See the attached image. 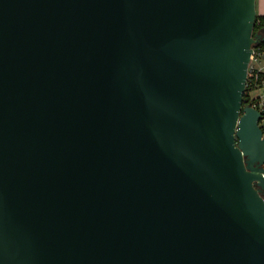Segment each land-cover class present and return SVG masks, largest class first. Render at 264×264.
Returning <instances> with one entry per match:
<instances>
[{"label": "water", "instance_id": "95a60500", "mask_svg": "<svg viewBox=\"0 0 264 264\" xmlns=\"http://www.w3.org/2000/svg\"><path fill=\"white\" fill-rule=\"evenodd\" d=\"M256 0H0V264H264Z\"/></svg>", "mask_w": 264, "mask_h": 264}, {"label": "built area", "instance_id": "2783aa9c", "mask_svg": "<svg viewBox=\"0 0 264 264\" xmlns=\"http://www.w3.org/2000/svg\"><path fill=\"white\" fill-rule=\"evenodd\" d=\"M264 73V46L261 43H256L253 46V54L248 69V80L251 76V81L257 82L259 76ZM248 85V81H247ZM262 87H264V82ZM260 110H264V97L258 98Z\"/></svg>", "mask_w": 264, "mask_h": 264}, {"label": "trees", "instance_id": "16d2710c", "mask_svg": "<svg viewBox=\"0 0 264 264\" xmlns=\"http://www.w3.org/2000/svg\"><path fill=\"white\" fill-rule=\"evenodd\" d=\"M263 31H264V15H257L255 28H254V35L260 34ZM261 46H264V42L261 43ZM263 82H264V73L259 76L257 82L251 81V76L249 77L248 85L245 93V104H252L253 106H255L260 110L258 104V98H252L250 96V91L251 89L262 87ZM260 111L263 114V120H264V110H260Z\"/></svg>", "mask_w": 264, "mask_h": 264}, {"label": "crops", "instance_id": "0c3cea01", "mask_svg": "<svg viewBox=\"0 0 264 264\" xmlns=\"http://www.w3.org/2000/svg\"><path fill=\"white\" fill-rule=\"evenodd\" d=\"M257 15H264V0H256ZM250 96L252 98L264 97V87L251 89ZM261 126L264 129V120L261 122Z\"/></svg>", "mask_w": 264, "mask_h": 264}]
</instances>
